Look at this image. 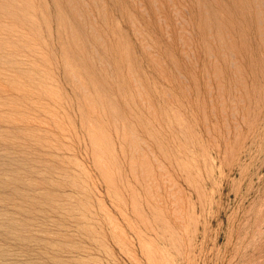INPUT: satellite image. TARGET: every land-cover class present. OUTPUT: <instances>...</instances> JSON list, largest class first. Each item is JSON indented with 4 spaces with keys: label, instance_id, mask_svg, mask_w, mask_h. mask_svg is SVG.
I'll list each match as a JSON object with an SVG mask.
<instances>
[{
    "label": "rangeland",
    "instance_id": "rangeland-1",
    "mask_svg": "<svg viewBox=\"0 0 264 264\" xmlns=\"http://www.w3.org/2000/svg\"><path fill=\"white\" fill-rule=\"evenodd\" d=\"M0 264H264V0H0Z\"/></svg>",
    "mask_w": 264,
    "mask_h": 264
}]
</instances>
